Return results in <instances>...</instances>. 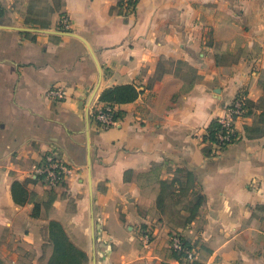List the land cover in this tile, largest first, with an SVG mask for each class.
Listing matches in <instances>:
<instances>
[{
    "label": "crops",
    "instance_id": "obj_1",
    "mask_svg": "<svg viewBox=\"0 0 264 264\" xmlns=\"http://www.w3.org/2000/svg\"><path fill=\"white\" fill-rule=\"evenodd\" d=\"M0 8L4 264H49L51 221L86 253L81 264H188L172 256L173 233L197 248L191 264H264V0H139L131 15L117 0H0ZM62 16L89 46L60 29ZM121 87L137 95L115 106L124 113L115 126L100 129L92 107ZM52 88L66 97L49 99ZM241 94L249 106L236 122L240 138L217 152L207 129ZM52 148L73 167L55 189L33 177ZM179 169L205 198L186 226L159 203L161 182ZM15 181L30 193L23 205Z\"/></svg>",
    "mask_w": 264,
    "mask_h": 264
},
{
    "label": "built area",
    "instance_id": "obj_2",
    "mask_svg": "<svg viewBox=\"0 0 264 264\" xmlns=\"http://www.w3.org/2000/svg\"><path fill=\"white\" fill-rule=\"evenodd\" d=\"M139 0H117L118 6L127 15L135 12ZM1 13V8H0ZM59 26L64 32H70L71 23L68 17L62 16ZM47 97L53 100H62L66 97L65 91L62 88H52ZM247 98L245 95L237 96L227 107L226 115L219 122L222 124V130L216 136V142H213L216 151L221 152L229 145L239 140V134L236 131L237 120L245 117L248 109ZM115 107L109 105L93 106L91 115L100 129H107L115 126L117 120L113 118ZM73 173V167L63 158L60 151L56 148L49 150L40 164L36 165L33 170V177L40 180L46 187L55 189L63 185ZM145 243L150 242V235L143 234ZM171 249L177 252L184 253L183 261L191 264L197 257V248L192 245L191 248L184 247V243L179 234H172Z\"/></svg>",
    "mask_w": 264,
    "mask_h": 264
},
{
    "label": "trees",
    "instance_id": "obj_3",
    "mask_svg": "<svg viewBox=\"0 0 264 264\" xmlns=\"http://www.w3.org/2000/svg\"><path fill=\"white\" fill-rule=\"evenodd\" d=\"M1 14H2V9L0 16ZM41 27L45 28L46 26L44 27L43 25ZM113 92H120L118 98L110 99L106 95H103L101 96L100 100L102 102H105L107 105L111 107H115L117 104H122L124 102L133 100L137 95L136 92H134L131 87H123V88L121 87L110 91V93ZM247 105L249 106V102H247ZM123 115L124 113L121 110H116L113 113V118L118 121L123 118ZM221 130H222V124L219 122V120H214L207 129V136L205 137V139L210 142H216V136ZM246 131L247 134L249 135L250 127H246ZM177 173L179 176L173 179L172 181L164 180L161 182L162 189L159 197V203H161L163 207L166 206L163 198L164 195L166 194L167 188L169 187H174L178 185L180 188H182V190L184 189L185 191L189 190L190 192H193L195 194L194 202L191 204V206H185V208H183L182 216L184 217V221L181 224L177 225V226H186L197 217L199 209L202 206L205 198L202 195V193L195 190L196 179L193 173L189 171H184L182 169H179ZM127 174L128 173L125 174V180L126 179L128 180V178L126 177ZM12 196L17 204L23 205L30 198V193L21 183L15 181L12 185ZM38 210H39V206L36 204L33 214L34 216L38 215ZM49 234L54 244V254L50 258L49 264H81L85 260H87L86 253L79 250L77 247H75V245L72 242L69 241L64 229L58 222L55 221L50 222ZM180 236L184 243V247L191 248L192 244H190V242L187 241L182 235ZM171 253L175 259L183 261L184 253L177 252L172 249H171ZM0 264H4L1 259H0Z\"/></svg>",
    "mask_w": 264,
    "mask_h": 264
},
{
    "label": "rangeland",
    "instance_id": "obj_4",
    "mask_svg": "<svg viewBox=\"0 0 264 264\" xmlns=\"http://www.w3.org/2000/svg\"><path fill=\"white\" fill-rule=\"evenodd\" d=\"M44 12L46 11H42L40 14H43ZM194 199L195 194L193 192H190L189 190L185 191L184 189L182 190V188H180L178 185L167 188L163 200L166 207L168 208L167 218L173 223V225L181 224L184 221L181 211L183 208H185V206H191V204L194 202ZM169 245L171 246V239H169Z\"/></svg>",
    "mask_w": 264,
    "mask_h": 264
},
{
    "label": "water",
    "instance_id": "obj_5",
    "mask_svg": "<svg viewBox=\"0 0 264 264\" xmlns=\"http://www.w3.org/2000/svg\"><path fill=\"white\" fill-rule=\"evenodd\" d=\"M20 30H22V31H23V30H25V31H27V30H28V31H29V30H30V31H39V32H45V33H55V31H50V30L25 29V28H20ZM65 34H69V35L75 36V37H77V38L83 40V41L89 46V44H88L83 38H81L80 36H78L77 34H73V33H69V32H65ZM89 49L91 50L90 47H89ZM91 52H92V54H93V51H92V50H91ZM93 56H94L95 60H97L94 54H93ZM95 94H96V91L94 92V94L92 95L90 101L88 102V108H87V121H88V119H89V110H90V106H91L92 101H93V99H94V97H95ZM92 179H93V177H92V172H91V169H90V170H89V187H90V197H91V199H92V197H93ZM91 230H92V237H93V239H95V222H94V219H92ZM94 264H96V261H95V260H94Z\"/></svg>",
    "mask_w": 264,
    "mask_h": 264
}]
</instances>
